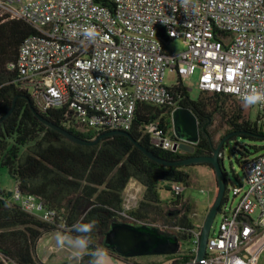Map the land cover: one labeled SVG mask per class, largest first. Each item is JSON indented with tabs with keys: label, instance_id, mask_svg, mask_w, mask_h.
<instances>
[{
	"label": "built area",
	"instance_id": "obj_1",
	"mask_svg": "<svg viewBox=\"0 0 264 264\" xmlns=\"http://www.w3.org/2000/svg\"><path fill=\"white\" fill-rule=\"evenodd\" d=\"M111 1L112 10L95 0H0L1 15L36 30L9 69L18 72L20 88L40 114L65 111V129L129 131L140 103L180 107L165 84L169 71L184 84L199 70L201 90L231 94L242 104L252 89L264 92V0H195V11L181 0ZM86 27L97 31L94 41L83 35ZM175 40L184 44L182 51L171 50ZM248 107L264 114V103ZM144 132L155 148L174 149L176 140L158 120ZM244 173L242 186L232 187L237 205L220 207V227L211 229L203 264H258L264 252V153ZM184 189L173 183L175 196ZM143 194L132 179L123 193L128 222ZM10 197L45 222L57 220L56 210L19 187ZM190 232L183 254L191 259L180 264H197L203 225Z\"/></svg>",
	"mask_w": 264,
	"mask_h": 264
},
{
	"label": "trees",
	"instance_id": "obj_2",
	"mask_svg": "<svg viewBox=\"0 0 264 264\" xmlns=\"http://www.w3.org/2000/svg\"><path fill=\"white\" fill-rule=\"evenodd\" d=\"M95 1L111 10L114 8L111 0ZM34 34L36 30L28 23L0 15V119L11 110L14 99L18 97L15 110L0 124V167L8 170L23 194L35 195L59 215L54 224L45 222L25 212L11 200L9 192L0 189V264H42L36 248L44 234L63 233L77 221L94 220L96 224L90 234L91 243L80 263L89 264V253L102 247L99 243L102 234L109 230L113 222L127 221L122 215L123 193L132 179L144 187L139 206L128 213L132 222L149 224L148 220L162 219L165 223H172L173 228L179 227L175 232L182 245L187 243L194 228L188 215L192 206L184 202L181 209L165 210L158 194L160 181L189 186V174L184 170L187 166L162 165L150 159L125 136L106 137L95 146L76 144L34 114L31 96L20 88L18 72L9 69L11 63L17 62L24 40ZM171 91L177 105L189 108L197 117L201 138L192 155L182 150L155 148L150 136L144 132V126L158 120L176 140L171 117L174 107L140 103L133 127L128 132L155 155L170 161L193 155L212 156L222 141L215 143L211 132L217 118L229 126L224 136L229 135V138L221 149L222 161L223 151L229 143L234 144L235 162L243 170L250 160L264 153V114L260 113L263 118L259 115L252 120L250 114H245L240 102L226 93L202 90L200 97L193 100L190 90L180 79ZM42 115L65 128L63 109H54ZM68 131L82 139L93 140L109 130L87 133L73 129ZM201 165L213 169L210 164ZM225 175L227 181L226 172ZM228 191L227 182L223 204L228 200ZM182 199V195H174L171 204L179 206ZM70 235L75 237L80 233L72 230ZM173 258L180 264L187 262L191 256L182 253Z\"/></svg>",
	"mask_w": 264,
	"mask_h": 264
},
{
	"label": "water",
	"instance_id": "obj_3",
	"mask_svg": "<svg viewBox=\"0 0 264 264\" xmlns=\"http://www.w3.org/2000/svg\"><path fill=\"white\" fill-rule=\"evenodd\" d=\"M18 97L13 101L11 110L0 119L2 124L15 110ZM34 114L50 128L64 135L68 140L85 146H95L106 137L125 136L129 137L134 144L144 152L150 159L166 166H190L198 164H210L215 172L218 192L213 205L203 224V233L200 249L197 253V264H203L201 261L205 258L207 252L208 240L214 220L219 213L220 207L226 196L227 181L225 175L224 163L220 159L221 149L229 135L224 137L212 156H189L179 160H166L152 151L142 146L134 140L128 131L112 130L99 135L93 140L82 139L67 129L60 127L48 121L40 114L33 105H31ZM173 123V132L176 138L174 151L182 150L193 154L194 146L197 145L201 138L199 122L194 113L186 107H177L171 114ZM12 191H9V196ZM100 245L111 252L108 253V264H131L128 259L145 256H171L178 255L181 252V240L177 233L166 231L164 228L143 224L139 222H113L108 231L102 234ZM114 254V255H113Z\"/></svg>",
	"mask_w": 264,
	"mask_h": 264
},
{
	"label": "rangeland",
	"instance_id": "obj_4",
	"mask_svg": "<svg viewBox=\"0 0 264 264\" xmlns=\"http://www.w3.org/2000/svg\"><path fill=\"white\" fill-rule=\"evenodd\" d=\"M1 15V14H0ZM170 48L172 51H182L184 49V44L179 41L175 40L172 41L170 44ZM199 75L200 71L198 70L194 76L187 79L184 82V85L190 90V97L193 100H197L200 95L202 94V90L199 86ZM177 82V77L173 72H168L165 78V84L167 86H173ZM244 109L245 114L249 115L252 120H256L260 115V112L256 110V108H250L245 106L242 103H239ZM261 118L262 115H260ZM263 121V120H262ZM229 130V126L227 123L217 118L214 125L211 127V132L214 138L215 143H219L220 140L226 135L227 131ZM234 144L229 143L223 153H224V168L225 172L227 173V182H228V205L227 207H234L238 203V197H235L232 187L233 186H242L245 180V173L242 167H240L234 158L233 152ZM184 170L189 174V186H185L183 191L184 197L189 199L192 203V209L188 212L189 217L192 220L194 226H202L205 222V219L208 215V212L216 200L217 193H216V186L213 183V169L206 165H191L184 167ZM16 187L14 180L11 178L8 170L5 167H0V189L2 191H12ZM173 183L160 181L159 182V189L158 194L160 199L163 202V207L165 210H172V209H181L184 200L180 201L179 206H175L171 204L172 199L174 198L173 192ZM260 216V212L257 211L255 214L252 215L253 220H258ZM222 220V216L217 214L212 230L218 231L220 227V223ZM150 225L159 226L162 228L168 227L173 228L174 225L172 223H165L162 219H157L156 221L148 220ZM120 222H128V221H120ZM172 230V229H171ZM61 232V231H60ZM102 238V237H101ZM100 238V240H101ZM99 240V243H100ZM57 245V244H56ZM58 246V245H57ZM188 244L184 243L181 248V252L179 254L184 253L187 250ZM262 259L260 257L259 261L260 264H264V252L262 253ZM83 255V254H82ZM82 255L79 254V257H74L72 254L71 260L69 264H80L82 260ZM139 264H178L175 261L170 259L166 256H145L141 257L137 260ZM5 264H8L5 262Z\"/></svg>",
	"mask_w": 264,
	"mask_h": 264
},
{
	"label": "clouds",
	"instance_id": "obj_5",
	"mask_svg": "<svg viewBox=\"0 0 264 264\" xmlns=\"http://www.w3.org/2000/svg\"><path fill=\"white\" fill-rule=\"evenodd\" d=\"M181 3L187 10L189 6L192 7V10H196L195 0H181ZM83 35L89 41H94L98 35L97 31L93 27H86L83 29ZM242 100L245 106H253L259 103H264V92L252 89L249 93L242 96ZM96 221L82 222L77 221L73 224L70 229H67L66 232H57L55 236L56 243L59 247L64 248L68 246L77 250H86L89 248L91 243V233L95 227ZM80 233L73 237L70 235L71 231ZM89 255L91 260L89 264H108L109 256L105 248L97 247L92 250ZM74 257H79V252H73Z\"/></svg>",
	"mask_w": 264,
	"mask_h": 264
},
{
	"label": "crops",
	"instance_id": "obj_6",
	"mask_svg": "<svg viewBox=\"0 0 264 264\" xmlns=\"http://www.w3.org/2000/svg\"><path fill=\"white\" fill-rule=\"evenodd\" d=\"M213 183L216 186V193L218 192V186H217V180L215 172L213 171ZM183 200L185 203H188L192 206V203L189 199H186L184 197V193L182 194ZM60 231H55L51 233H46L43 235V237L40 239V241L37 244L36 253L38 259L41 261L42 264H69L73 252H79V254H84L85 250H77L70 248L68 246H65L64 248H61L57 246L55 236L56 233ZM263 254L261 255L262 259ZM261 261L258 262L260 264Z\"/></svg>",
	"mask_w": 264,
	"mask_h": 264
},
{
	"label": "flooded vegetation",
	"instance_id": "obj_7",
	"mask_svg": "<svg viewBox=\"0 0 264 264\" xmlns=\"http://www.w3.org/2000/svg\"><path fill=\"white\" fill-rule=\"evenodd\" d=\"M190 155H192V154H190ZM166 230V229H165ZM166 231H171V232H175L174 230H166ZM176 233V232H175ZM181 244H182V242H181ZM181 248H182V246H181ZM108 253H110V254H112L111 252H109L108 250H106ZM114 255V254H113ZM174 256H177V255H171V256H166V257H169L170 259L172 258V260L173 261H177V259L176 258H173ZM139 258H141V257H136V258H130V259H128V261L131 263V264H139V262L137 261Z\"/></svg>",
	"mask_w": 264,
	"mask_h": 264
}]
</instances>
